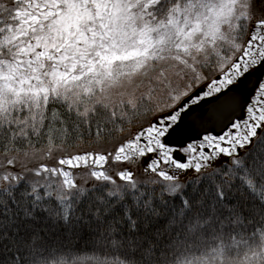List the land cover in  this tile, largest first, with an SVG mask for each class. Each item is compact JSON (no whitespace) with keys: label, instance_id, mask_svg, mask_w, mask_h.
Listing matches in <instances>:
<instances>
[{"label":"snow or ice","instance_id":"6c2138e0","mask_svg":"<svg viewBox=\"0 0 264 264\" xmlns=\"http://www.w3.org/2000/svg\"><path fill=\"white\" fill-rule=\"evenodd\" d=\"M0 264H264V0H0Z\"/></svg>","mask_w":264,"mask_h":264}]
</instances>
